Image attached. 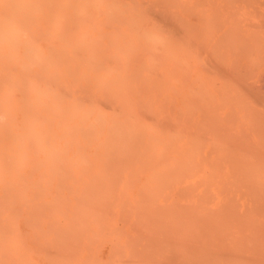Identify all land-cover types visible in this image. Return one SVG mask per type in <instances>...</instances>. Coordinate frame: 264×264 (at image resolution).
Returning <instances> with one entry per match:
<instances>
[{
    "label": "bare ground",
    "instance_id": "obj_1",
    "mask_svg": "<svg viewBox=\"0 0 264 264\" xmlns=\"http://www.w3.org/2000/svg\"><path fill=\"white\" fill-rule=\"evenodd\" d=\"M0 264H264V0H0Z\"/></svg>",
    "mask_w": 264,
    "mask_h": 264
}]
</instances>
